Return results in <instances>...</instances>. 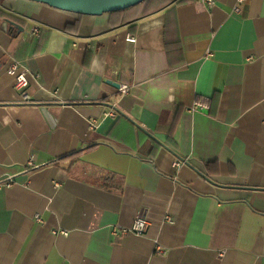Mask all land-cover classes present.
<instances>
[{
    "label": "crops",
    "instance_id": "0c3cea01",
    "mask_svg": "<svg viewBox=\"0 0 264 264\" xmlns=\"http://www.w3.org/2000/svg\"><path fill=\"white\" fill-rule=\"evenodd\" d=\"M167 1L0 0V264H264V0Z\"/></svg>",
    "mask_w": 264,
    "mask_h": 264
},
{
    "label": "built area",
    "instance_id": "2783aa9c",
    "mask_svg": "<svg viewBox=\"0 0 264 264\" xmlns=\"http://www.w3.org/2000/svg\"><path fill=\"white\" fill-rule=\"evenodd\" d=\"M206 1H210V0H206ZM244 1H246V0H235L236 4L242 3ZM232 9H233V12L239 11L238 6H236V5H234L232 7ZM39 30H40V28L38 26H34L30 30V32H27L26 37L28 39H30V38L36 36L39 33ZM135 40H136V38L132 35L126 36V41H128V42H135ZM6 71L8 74H10L14 77V89L20 95L21 101L30 102L31 96L26 92V88H27L28 83H29L28 77H27V70L25 68H22L20 61L12 60L10 62V64L7 66ZM128 88H129V86L127 84H121L119 89L123 93V92H126L128 90ZM194 106L195 107L196 106L204 107V105H202L200 103H195ZM32 158H33V155H30L28 163H27L28 167H31L33 165ZM174 165H178V162L176 161L174 163ZM164 219L170 221V217L167 215L164 217ZM36 220H40V217L36 216ZM147 225H148V222L144 217L137 216L132 221V224H131L129 229H127V230L123 229V233L124 232H131V233H134L137 235L143 234L146 231ZM64 233H65V231H64Z\"/></svg>",
    "mask_w": 264,
    "mask_h": 264
},
{
    "label": "water",
    "instance_id": "95a60500",
    "mask_svg": "<svg viewBox=\"0 0 264 264\" xmlns=\"http://www.w3.org/2000/svg\"><path fill=\"white\" fill-rule=\"evenodd\" d=\"M47 4L51 7L71 11L77 14L100 15L105 12L116 11L135 5L143 0H33ZM10 29H16L17 33L24 32V27L15 21L4 18ZM111 84L118 86L112 80Z\"/></svg>",
    "mask_w": 264,
    "mask_h": 264
},
{
    "label": "trees",
    "instance_id": "16d2710c",
    "mask_svg": "<svg viewBox=\"0 0 264 264\" xmlns=\"http://www.w3.org/2000/svg\"><path fill=\"white\" fill-rule=\"evenodd\" d=\"M191 0H176L174 7L180 4H185L190 2ZM167 0H143L135 5L129 6L124 9L105 12V14L109 15V24L110 26H120L122 24H128L134 22L137 18L146 15L149 12H152L158 8L163 7ZM173 7V8H174ZM0 18H9L13 20H18L14 16L0 10ZM91 53V49L86 50V57H88ZM69 157V155L65 156V158Z\"/></svg>",
    "mask_w": 264,
    "mask_h": 264
}]
</instances>
